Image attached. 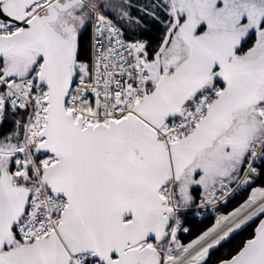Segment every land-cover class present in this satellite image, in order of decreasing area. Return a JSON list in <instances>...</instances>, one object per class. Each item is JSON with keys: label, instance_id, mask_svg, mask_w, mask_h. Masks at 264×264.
I'll return each mask as SVG.
<instances>
[{"label": "snow or ice", "instance_id": "6c2138e0", "mask_svg": "<svg viewBox=\"0 0 264 264\" xmlns=\"http://www.w3.org/2000/svg\"><path fill=\"white\" fill-rule=\"evenodd\" d=\"M0 264H264V0H0Z\"/></svg>", "mask_w": 264, "mask_h": 264}]
</instances>
